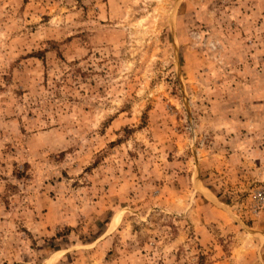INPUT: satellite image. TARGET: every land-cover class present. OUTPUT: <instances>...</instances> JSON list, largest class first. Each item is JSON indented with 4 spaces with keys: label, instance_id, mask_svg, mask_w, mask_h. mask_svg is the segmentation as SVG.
Returning a JSON list of instances; mask_svg holds the SVG:
<instances>
[{
    "label": "rangeland",
    "instance_id": "rangeland-1",
    "mask_svg": "<svg viewBox=\"0 0 264 264\" xmlns=\"http://www.w3.org/2000/svg\"><path fill=\"white\" fill-rule=\"evenodd\" d=\"M264 0H0V264H264Z\"/></svg>",
    "mask_w": 264,
    "mask_h": 264
},
{
    "label": "built area",
    "instance_id": "built-area-1",
    "mask_svg": "<svg viewBox=\"0 0 264 264\" xmlns=\"http://www.w3.org/2000/svg\"><path fill=\"white\" fill-rule=\"evenodd\" d=\"M254 198L256 200V203L260 208H264V188L256 191L254 193Z\"/></svg>",
    "mask_w": 264,
    "mask_h": 264
}]
</instances>
